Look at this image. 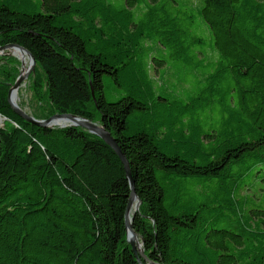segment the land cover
Segmentation results:
<instances>
[{"label": "trees", "instance_id": "16d2710c", "mask_svg": "<svg viewBox=\"0 0 264 264\" xmlns=\"http://www.w3.org/2000/svg\"><path fill=\"white\" fill-rule=\"evenodd\" d=\"M0 264H264V0H0ZM157 74V76H154ZM24 111L23 105H19Z\"/></svg>", "mask_w": 264, "mask_h": 264}, {"label": "water", "instance_id": "95a60500", "mask_svg": "<svg viewBox=\"0 0 264 264\" xmlns=\"http://www.w3.org/2000/svg\"><path fill=\"white\" fill-rule=\"evenodd\" d=\"M8 46L19 47L21 50L24 51V53L28 56V58L30 60L31 67L29 68L27 74L25 76H22V73H21L20 76L18 77L15 85L13 86V88H18L21 85V83L26 78H28L29 74L34 70L36 61H35V58L32 55V53L28 49H26L20 45H17V44H9V45L3 46V47L0 46V50L5 49ZM13 88L10 90V99L9 100H10V103L13 106L14 110L23 118H25V119H27V120H29V121L37 124V125L43 126V127H53L54 125H52V121L56 118L65 117L68 119H72L75 121V123H71V124H67V125H60V127L81 126L85 129L89 130L91 133L98 135L99 137L104 139L114 149L116 154L121 159L122 163L125 165L126 172L128 174V177H129L131 185H132V195L130 198V202H129L127 214H126V223H127V228H128V239H129L130 243L132 244V247H133L135 254L138 257H139V255H142V257L144 259H147L146 255L144 253L143 241L140 240V242H138L139 236H138L137 232L134 230L133 225H132V220H133L132 213L135 214V212L139 210L141 200L135 191L134 180L132 178V172H131V169L129 166V162H128L127 158L124 156L122 150L118 146L117 142L115 141V139L113 138L111 133L108 130H106V128L104 126H102L98 123L89 121L88 119H84V118H81V117H78L76 115L69 114V113L56 114L49 119H43V120L36 119L35 117L26 113V111H24L19 105H16L11 101V92H12ZM134 204H135V206H134Z\"/></svg>", "mask_w": 264, "mask_h": 264}, {"label": "bare ground", "instance_id": "6f19581e", "mask_svg": "<svg viewBox=\"0 0 264 264\" xmlns=\"http://www.w3.org/2000/svg\"><path fill=\"white\" fill-rule=\"evenodd\" d=\"M6 50H11V52L22 61L23 63L22 76H25L29 68L31 67L28 56L24 53L23 50H21L17 46H8L7 48L2 49V51H6ZM20 88H21V85L18 88H13L11 92V101L16 105H20V96H19ZM71 123H75V121L72 119L65 118V117L56 118L52 121V125H67Z\"/></svg>", "mask_w": 264, "mask_h": 264}, {"label": "rangeland", "instance_id": "374dc122", "mask_svg": "<svg viewBox=\"0 0 264 264\" xmlns=\"http://www.w3.org/2000/svg\"><path fill=\"white\" fill-rule=\"evenodd\" d=\"M195 4L199 3V0H192ZM0 55H10L13 56L17 59H19L18 57H16L11 50H6V51H2L0 50ZM20 60V59H19ZM21 61V60H20ZM22 69H23V63L21 61V70H20V74L22 73ZM30 75V74H29ZM20 76V75H19ZM154 76H157V74H154ZM30 80H29V76L28 78H26L22 84H21V88H20V104L24 106L25 111L30 112V105H31V99H32V92L30 91ZM54 126H58V125H54ZM60 126V125H59ZM140 238L139 241L140 242Z\"/></svg>", "mask_w": 264, "mask_h": 264}]
</instances>
